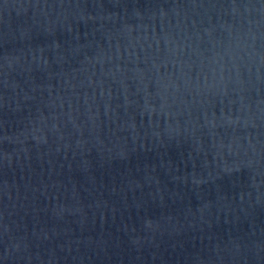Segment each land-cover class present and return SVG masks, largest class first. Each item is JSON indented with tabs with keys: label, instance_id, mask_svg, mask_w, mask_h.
Returning a JSON list of instances; mask_svg holds the SVG:
<instances>
[{
	"label": "water",
	"instance_id": "obj_1",
	"mask_svg": "<svg viewBox=\"0 0 264 264\" xmlns=\"http://www.w3.org/2000/svg\"><path fill=\"white\" fill-rule=\"evenodd\" d=\"M0 264H264V0H0Z\"/></svg>",
	"mask_w": 264,
	"mask_h": 264
}]
</instances>
